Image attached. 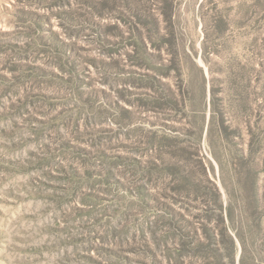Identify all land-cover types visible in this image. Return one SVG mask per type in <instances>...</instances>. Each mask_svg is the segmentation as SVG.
<instances>
[{
  "label": "rangeland",
  "instance_id": "1",
  "mask_svg": "<svg viewBox=\"0 0 264 264\" xmlns=\"http://www.w3.org/2000/svg\"><path fill=\"white\" fill-rule=\"evenodd\" d=\"M0 264H264V0H0Z\"/></svg>",
  "mask_w": 264,
  "mask_h": 264
}]
</instances>
